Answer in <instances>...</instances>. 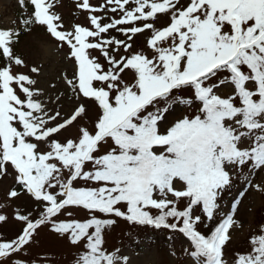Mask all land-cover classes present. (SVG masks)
I'll return each instance as SVG.
<instances>
[{
  "label": "snow or ice",
  "instance_id": "snow-or-ice-1",
  "mask_svg": "<svg viewBox=\"0 0 264 264\" xmlns=\"http://www.w3.org/2000/svg\"><path fill=\"white\" fill-rule=\"evenodd\" d=\"M29 2L34 10L22 24L45 27L59 49L67 48L75 71L65 82L77 105L64 114L45 103L31 75L41 68L14 71L26 66L14 49L19 30L0 29V177L13 168L20 191L13 188L9 197L26 192L39 207L36 216L16 212L24 227L15 239L0 241V264H30L15 258L42 226L82 249L76 264H129L118 249L104 247L115 218L183 234L192 246L185 251L198 264H228L230 230L242 227L239 204L249 189L264 194V183L251 179L264 172V0H76L87 23L69 27L55 10L58 0ZM161 16L169 18L166 26ZM145 33L151 55L134 49V38ZM127 72L132 82L124 79ZM227 85L232 92L218 94ZM89 101L99 108L94 126L62 138L87 115ZM194 105L164 126L170 110ZM245 168L246 184L223 213L232 172L243 175ZM76 209L89 217L61 218ZM250 245L234 264H264V225Z\"/></svg>",
  "mask_w": 264,
  "mask_h": 264
},
{
  "label": "rangeland",
  "instance_id": "rangeland-1",
  "mask_svg": "<svg viewBox=\"0 0 264 264\" xmlns=\"http://www.w3.org/2000/svg\"><path fill=\"white\" fill-rule=\"evenodd\" d=\"M91 2L100 5L104 3V0H91ZM55 10L62 15L66 27L71 26L73 23H87V13L81 12L76 8V0H58ZM20 12L25 18L31 15L29 12L21 11L19 0H0V29L19 30L23 25V18ZM168 22L169 18L167 16L160 17V25L166 26ZM112 35L121 39L124 38L118 32H112ZM147 36L148 33H145L134 38V49H144L151 55V50L146 47ZM25 44L23 60L26 66H20L14 71L29 73L31 67H40V74L31 75L34 79L38 80L37 87L44 91L41 99L45 103L50 104V106L61 110L62 113L70 114L77 105V97L65 82V75L71 78V75L75 71L74 63L65 58L64 53L67 52V48L59 49L57 47L58 42L51 38V35L46 33V30L42 33H30L25 40ZM120 54H124L123 49H121ZM96 55H99V53H96ZM124 79L132 82L133 74L127 72L124 75ZM52 84H55L56 87L51 88L50 85ZM231 92L232 86L227 85L221 86L218 94L226 95ZM60 94H63L60 102L54 103L55 97ZM49 97L52 100H49ZM80 100L83 102L87 98L81 96ZM195 110L196 105L192 108L184 106L175 107L166 115L164 126L170 125L183 114L194 112ZM98 114V106L94 102L89 101L87 115L82 120H79L78 124L74 122L73 126L64 131L62 138H75L78 135L79 126H88L91 129ZM110 146H112V142L109 140L107 144L102 145L101 154L108 151ZM41 148L46 149L47 145H41ZM88 167L91 168V165L89 164ZM236 172L237 170L233 171L232 175ZM248 175V169L245 168L235 190L223 198V213L231 211L234 198L238 197L239 192L243 190L246 184L245 176ZM16 176L15 170L9 167L8 174L0 177V214L7 216L5 222H0V241L15 239L21 233L24 224L15 218L17 211H30L34 216L38 215L39 211L38 202L25 192H22L17 198L9 197V191L19 187ZM251 179L254 183H264V172H256L251 175ZM260 208H264V194L254 189H249L236 212V219L242 227L234 226L230 230L232 239L225 248V259L228 261V264H234L237 253L251 251V237L254 234H258L261 225H264V215L262 222H258L256 218ZM88 217L89 214L85 210L76 209L73 210L72 217L61 218L85 220ZM115 219L116 224L108 228L104 233V247L109 252L118 249L122 256L129 257V264H198L197 259L191 257L185 251V249L191 251L192 246L184 235L165 236L162 234H146L145 232L148 229L145 230L141 226L136 225V223L123 218ZM81 252L82 249L73 246L67 237H61L59 234L52 232L50 227L42 226L38 230L35 242L20 257H16L15 259L23 258L28 260L30 264H76V260ZM5 264H8V262L5 261Z\"/></svg>",
  "mask_w": 264,
  "mask_h": 264
},
{
  "label": "trees",
  "instance_id": "trees-1",
  "mask_svg": "<svg viewBox=\"0 0 264 264\" xmlns=\"http://www.w3.org/2000/svg\"><path fill=\"white\" fill-rule=\"evenodd\" d=\"M22 10L30 11L31 13L33 12V10H34L33 6L30 4L29 0H24V4L22 5ZM20 14L23 17V14L21 12H20ZM44 31H45V27H43V26L32 25L30 29H26L25 26L23 25L19 31L20 35H19L18 42L14 45V49H15L16 54H18L23 59V56H24L23 51L25 50V45H26L25 40H26L27 36L30 33H42ZM14 68H19V67H14ZM224 75H226V73H221L220 78H223ZM18 190H20V186H19ZM263 215H264V208H261L257 212L256 218L258 219V222H262ZM136 225L141 226V228L145 229V226H142L139 224H136ZM209 227H211V225H209ZM200 229L202 231H205V232L208 231V228H206L205 225H203V224L200 225ZM148 231H151V233H155L158 235H160L162 233H164V235L165 234L171 235L174 232L177 234H180L179 232H176V231H173L170 229H165V228H160V229L149 228Z\"/></svg>",
  "mask_w": 264,
  "mask_h": 264
}]
</instances>
